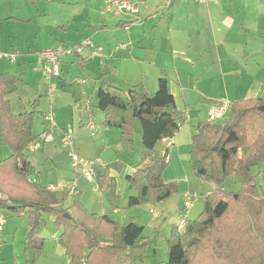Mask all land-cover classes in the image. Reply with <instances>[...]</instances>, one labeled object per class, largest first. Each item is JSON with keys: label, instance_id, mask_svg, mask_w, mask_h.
<instances>
[{"label": "crops", "instance_id": "obj_1", "mask_svg": "<svg viewBox=\"0 0 264 264\" xmlns=\"http://www.w3.org/2000/svg\"><path fill=\"white\" fill-rule=\"evenodd\" d=\"M69 1L66 4L65 0H0V51L18 54L16 62L0 58V73L15 76L18 86L15 94L19 100L25 96V101L18 104L17 97L12 103L9 95L11 110L15 115L35 112L33 133L39 140L26 151L33 153L27 156L30 179L41 189L54 192L60 202L67 195L61 207L70 206L73 192L82 193L84 183L93 184L95 192L106 193L113 205L114 201L133 195L127 178L135 174L139 164L122 157L119 166L112 160L107 165L97 158L101 152L95 151L93 156L100 165L91 183L71 166L61 144L62 133L71 132L75 137L74 148L80 151L88 132L95 150L103 147L104 157L116 150L133 158L138 137L142 140V129L137 121L134 145L122 144L121 129L106 125L105 113L97 108L102 83L124 90L142 84L147 93L154 94L160 77L166 76L177 109L187 117L173 139L159 143L161 156L169 150L166 173L171 168L190 173L193 137L199 124L211 122V110L223 108L224 118L236 101L264 100V0H218L207 5L198 0H127L134 10L122 13L115 9L108 11L107 0ZM85 41H91L95 48L73 57H79L83 67L88 68L89 80L76 79L77 86L68 95L59 92V85L65 81L60 77L54 80L56 90L49 93L51 85L42 74L40 52ZM59 44L65 46L59 47ZM71 58L62 60H67L65 65L69 63L66 70L75 65ZM35 102L37 107L33 108ZM49 116L52 122L47 119ZM49 132L55 140L41 142L40 136ZM40 151L45 155L38 154ZM5 154L11 155V150L0 149V161ZM44 160L46 164L53 162L59 170L56 181L47 185L38 184L31 170L32 164L40 165ZM68 167L72 173L65 172ZM260 173L264 178V173ZM177 193L182 201V218L188 221L190 211L201 197L186 191L182 181L178 183ZM83 202L93 214L109 215L120 225L133 219L139 225V217L122 215L119 208L110 209L101 204L98 210L90 209L89 200L84 198ZM187 202L192 204L190 208H185ZM147 210L153 219H164L153 208ZM0 215L5 219L0 231L3 232L7 217L1 212ZM10 215L29 219L12 212ZM165 219L169 224V219ZM25 222L28 233L29 221ZM148 225L139 226L144 230ZM48 228H56L54 218L44 214L38 237L45 240V249L48 241L42 233ZM57 231L50 237L56 242L62 232ZM57 246L54 250L59 251ZM155 254L158 255V250Z\"/></svg>", "mask_w": 264, "mask_h": 264}, {"label": "trees", "instance_id": "obj_2", "mask_svg": "<svg viewBox=\"0 0 264 264\" xmlns=\"http://www.w3.org/2000/svg\"><path fill=\"white\" fill-rule=\"evenodd\" d=\"M17 91V78L0 73V149L11 150L0 161V207L28 216L25 251H33L32 264L45 250V240L38 237L44 214L53 215L54 225L61 229L58 244L70 264H135L142 260L153 248L151 240L143 237V227L133 220L120 225L109 215L89 212L78 191L73 192L70 206L63 208L67 195L60 202L54 192L31 181L25 153L39 136L33 133L34 111L15 115L11 110L8 96ZM97 99V108L105 113L104 123L121 129L122 144L133 146L135 123L141 125L146 155L135 174L127 178L131 190L139 191L129 198V205L139 206L151 198L160 203L168 200L173 189L164 182L163 172L169 150L157 157L155 148L164 139H173L178 124L184 125L187 117L177 109L166 76L160 77L154 94L147 93L142 84L124 90L102 83ZM262 106V99L236 101L225 124L197 126L190 165L217 190L206 197L202 214L187 222L184 234L174 228L168 240V261L160 264H264V187L253 173L264 164ZM230 176L241 178L240 191L223 188Z\"/></svg>", "mask_w": 264, "mask_h": 264}, {"label": "rangeland", "instance_id": "obj_3", "mask_svg": "<svg viewBox=\"0 0 264 264\" xmlns=\"http://www.w3.org/2000/svg\"><path fill=\"white\" fill-rule=\"evenodd\" d=\"M62 1V0H59ZM70 1L65 0V3L68 4ZM79 9H77L78 11ZM64 44H59V47H64ZM2 52V51H0ZM70 58V57H69ZM75 60L74 67H71L70 69L66 70L65 62L67 60H64L61 64V78H65V81L62 85H59V92H66L68 95H70L73 88H76V79L81 80H89L88 74V68H84L82 65V61H80L79 57H72L71 59ZM71 62V61H70ZM85 64V63H84ZM61 82V79L59 80ZM43 82H45L43 80ZM69 83H72V87L69 86ZM43 85V84H42ZM58 89V88H57ZM12 100V103L16 102V97L18 99V104L20 102L25 101L24 95H22L23 98L19 100V97L16 94H12L9 96ZM45 98V96H43ZM101 112V111H100ZM230 118V113H228L223 119H219L217 121V124H225ZM97 122V119L96 121ZM138 126L141 128L140 123H138ZM38 130V129H37ZM53 135V134H52ZM86 138L83 140V148H80L81 150H77V153L85 159L94 161L96 158L94 155L95 151H100V156L97 158H101L107 165L112 161L116 162V164L120 161L122 157H125L128 161L136 162L137 164H140L144 156L146 155V151L143 147L142 140L140 137H138L137 142L135 143V153L133 158H129L127 154L120 155L116 150L113 152H110L107 154L106 157L103 156L102 152L103 147L98 146V148L95 150L94 148V141L90 137L89 133H86ZM99 135V134H98ZM54 136V135H53ZM52 136V137H53ZM137 137V135H135ZM55 139V136H54ZM155 152L158 155L160 154V144L157 145L155 148ZM38 154L45 155L43 151H40ZM66 154V153H65ZM33 153H25V156L31 157ZM10 156V154H5L1 159H7ZM97 161V160H96ZM119 166V163H118ZM32 174L33 179H36L38 184L41 185H47L49 183H54L56 181L59 170L55 169V165L53 162H48L46 164L45 160L40 165L32 164ZM62 169V168H60ZM71 172V170L68 168L65 169V172ZM189 171L190 173H184L183 171L179 169L171 168L167 173L165 171L164 173V179L166 184H168L173 189L172 196L166 200L163 203L156 202L153 198L150 199L148 203H144L139 206H133L131 207L129 205V198H122L119 199L116 202L115 205H113L108 197L106 196V193L102 192H95L93 184L87 183L88 179H86L87 185L82 186V193H81V200L82 202L85 199L89 200L88 208L92 209H99L100 205L105 204L107 207L109 206L113 208H119L122 215L130 214V216H137L139 217V225H147L143 230V237L151 240L152 242V250L148 251L146 256L142 260H138L135 262V264H160L165 263L168 261V253H169V246H168V240L172 238V232L174 228L177 229V224L182 219L183 215L181 213V203L180 196L178 193H176V188L178 189V183L179 181L184 182L186 186V191H192L199 194L201 197L200 201L196 203L195 207L190 211L188 215V221H194L196 220L204 211L205 204H206V197L215 191V184L212 182H209L199 176H197L189 164ZM264 173V165H260V167L255 168L253 170L254 174H257V183L260 186L264 187V178L262 177L261 173ZM72 173V172H71ZM90 182V181H88ZM92 183V182H91ZM74 184H70L69 186H72ZM217 187V186H216ZM223 188L228 192H238L242 189V183L241 178L237 176H230L225 181ZM103 194V195H102ZM139 191L134 190L132 196H138ZM84 197V198H83ZM184 200V199H183ZM84 203V202H83ZM86 204V202H85ZM166 204V205H164ZM184 204V201H183ZM149 207L153 208L159 215H162L164 219L162 221L155 220L151 217L149 214ZM66 208V207H65ZM0 212L7 217V222L4 225L3 232H0V255L5 256L4 258L0 259V264H32L33 263V251L26 252L25 246H26V239L28 236V233L25 231V225L26 222H28L29 219L20 217L18 214L16 216L10 215L11 211L7 210L6 208L0 207ZM131 212V213H129ZM9 213V214H8ZM13 213V212H12ZM112 213V212H111ZM181 214V215H180ZM49 215L54 218L53 215ZM169 219V224L165 221L166 219ZM133 220V219H131ZM131 220H129L131 222ZM187 221V222H188ZM175 225V226H174ZM165 228L167 229V234L165 233ZM186 229V228H185ZM58 228L55 229L48 228L45 231H43L42 236L47 239L48 243L46 245L45 254L43 257H41L36 264H70L68 262V258L65 255L64 249L61 248V246L58 244V242L52 240L50 237L53 232H59L57 231ZM179 234H184L186 230L183 232H180L177 229ZM61 235V234H60ZM60 237V236H59ZM37 245V241L35 242ZM59 245V251L54 250L55 247H58ZM156 250H158V255L155 254ZM1 258V257H0Z\"/></svg>", "mask_w": 264, "mask_h": 264}, {"label": "built area", "instance_id": "obj_4", "mask_svg": "<svg viewBox=\"0 0 264 264\" xmlns=\"http://www.w3.org/2000/svg\"><path fill=\"white\" fill-rule=\"evenodd\" d=\"M218 0H198V3L202 5H207L211 2H216ZM116 10L117 13L122 12H132L133 6L127 0H107V10L112 11ZM95 48L94 44L91 41H85L79 45L67 47V48H57V49H48L43 50L39 54L40 60H42V74L46 80L49 81L51 87L49 88V93H53L56 90L55 79L61 77V64L64 58H69L73 56H79L83 54L85 50H93ZM100 51V49L98 48ZM0 58L5 59L9 62H16L18 58L17 52H0ZM223 108L221 109H213L210 112V121L215 122L221 118H223ZM50 122H52V117L49 116L47 118ZM182 125L178 124V128H181ZM49 132L40 136V140L43 143L53 142L54 136ZM74 134L71 132H63L61 136V144L62 147L67 154L71 166L83 176H85L89 181L94 182L97 167L100 163L96 160L91 161L85 159L77 153L74 149ZM191 203L187 202L185 208H190ZM4 218L0 215V231L2 230L4 224ZM187 221L182 218L180 222L177 224V229L180 232H183L186 228Z\"/></svg>", "mask_w": 264, "mask_h": 264}, {"label": "water", "instance_id": "obj_5", "mask_svg": "<svg viewBox=\"0 0 264 264\" xmlns=\"http://www.w3.org/2000/svg\"><path fill=\"white\" fill-rule=\"evenodd\" d=\"M259 109H260V111L264 112V106L260 107ZM65 216L67 217V215H65Z\"/></svg>", "mask_w": 264, "mask_h": 264}]
</instances>
